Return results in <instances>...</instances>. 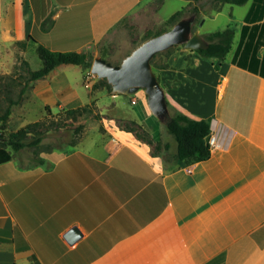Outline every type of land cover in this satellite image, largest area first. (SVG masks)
I'll return each mask as SVG.
<instances>
[{
    "label": "crops",
    "instance_id": "crops-1",
    "mask_svg": "<svg viewBox=\"0 0 264 264\" xmlns=\"http://www.w3.org/2000/svg\"><path fill=\"white\" fill-rule=\"evenodd\" d=\"M157 1L0 0V72H9L4 62L16 50L35 53L16 46L29 37L90 55L118 22ZM182 2L202 15L194 29L201 36L234 29L223 60L188 50L175 86L177 69L153 67L169 103L183 106L176 110L209 119L216 144L208 159L166 163L116 126L99 151L76 145L26 164L13 154L0 165V264H264V0H248L238 18L205 31L226 3ZM98 79L90 68L61 64L22 95L40 110L75 109L95 99ZM121 95L138 115H153L143 89L110 94ZM113 105L158 140L136 112ZM72 228L80 236L69 242Z\"/></svg>",
    "mask_w": 264,
    "mask_h": 264
},
{
    "label": "rangeland",
    "instance_id": "rangeland-1",
    "mask_svg": "<svg viewBox=\"0 0 264 264\" xmlns=\"http://www.w3.org/2000/svg\"><path fill=\"white\" fill-rule=\"evenodd\" d=\"M183 5L184 2L182 0H163L162 4L157 1L153 5L134 11L118 22L102 41L91 50V60H93V56H102L104 60L112 65L120 64L126 56L144 41L171 29L177 22L190 17H194L192 25V31H194L202 15L198 14L195 21V16L191 11V4L186 7L187 10L183 17L172 23L167 21V18L181 9ZM224 7V16L218 18V22H207L203 27V31L222 28L223 24L231 18L230 15L238 18L239 14L243 12L242 5L226 3ZM209 12V9H204L203 15L209 14ZM187 51L182 45H176L157 53L150 61L152 71L153 67L162 65L175 69L182 68L188 58ZM22 62H26L32 70L40 67V61L33 52L22 53L16 50L13 59L4 62V66L8 65L7 69L9 72H0V113L7 105L8 99L18 100L17 104L11 107V114L7 120L6 130H4L5 133L18 129L20 124L24 125L27 122L30 123L37 120L43 121L40 127L41 141L36 146L26 147L17 153H13L14 156H20L23 163H32L50 152L65 151L76 145L99 151L100 145L107 141L109 136L108 129L115 126L120 129L132 127L140 134V140L150 145L153 155L161 156L166 163L172 160L170 150L175 151L176 143L167 133L165 124L153 115L148 119L145 116L138 115V107L129 103L128 95L110 96L112 91L100 85L98 88L92 89L95 99L85 106V112L81 115L75 114L74 118L68 114L67 111L69 109L65 107L49 108V111H46L45 109L40 110L29 105L23 95H20V88L25 82L22 76L25 75L26 70V66ZM112 104H118L122 111L132 112L133 114L136 112L139 118L137 121L145 127H151L155 134L154 136L158 140H155L137 124H133L129 118L118 117L116 115L117 111L114 110V105L112 106ZM107 106L108 108H106ZM179 107L183 106L178 102L170 103L168 105V114ZM165 142L170 144V150L164 148Z\"/></svg>",
    "mask_w": 264,
    "mask_h": 264
},
{
    "label": "trees",
    "instance_id": "trees-1",
    "mask_svg": "<svg viewBox=\"0 0 264 264\" xmlns=\"http://www.w3.org/2000/svg\"><path fill=\"white\" fill-rule=\"evenodd\" d=\"M216 3H227L232 5H243L248 0H213ZM187 8L182 7L173 14H171L167 21L172 23L178 18L180 19L186 13ZM195 21L199 11L196 6L191 8ZM158 35V34H156ZM234 36V29L231 26H226L222 30L213 31L202 35L203 39L208 43V46L204 49L194 50L200 56L211 59L218 58L223 60L228 54L232 39ZM16 46L20 49H25L26 46H30L40 61V67L36 70H32L28 67L26 62H22L26 66L25 75L22 77L25 79L22 87L20 88V95H22L28 84L36 79L45 77L51 70L61 64H73L80 65L83 69L91 67L92 58L91 55L75 51H52L45 46L37 43L32 37H29L26 41L17 42ZM190 51V50H189ZM101 58H103L101 56ZM104 59V58H103ZM188 60V58H187ZM187 64V61L186 63ZM159 68H168L170 66H158ZM184 67V66H183ZM183 67L177 69V75L174 79L173 85L175 86L179 81V73L183 70ZM100 85L104 86L107 90H111V86L105 79H98L94 88H98ZM19 99V98H18ZM167 106L170 104L165 96ZM18 100H7V105L0 113V165L9 162L13 153H17L26 147L36 146L41 141L40 127L43 121L37 120L27 123L24 126L19 127L14 131L5 133L7 120L11 114V107L17 104ZM85 106L75 109H69L68 114L74 118L75 114L81 115L85 112ZM46 111H49V107H45ZM133 124L135 122L131 121ZM167 133L174 139L176 143L175 153L172 155V160L178 165H190L196 162L204 161L210 156V146L205 142V137L210 133L209 119H193L190 118L182 110H174L169 113L164 120ZM140 127V126H139ZM141 128V127H140ZM126 131L132 132L136 138L141 139L139 133H137L132 127L122 128ZM145 132V131H144ZM168 144H164V148L168 149Z\"/></svg>",
    "mask_w": 264,
    "mask_h": 264
},
{
    "label": "water",
    "instance_id": "water-1",
    "mask_svg": "<svg viewBox=\"0 0 264 264\" xmlns=\"http://www.w3.org/2000/svg\"><path fill=\"white\" fill-rule=\"evenodd\" d=\"M194 17L177 22L171 29L140 44L120 64L112 65L101 57L93 59L90 70L99 79H105L114 93L133 92L143 89L150 112L159 120L168 116L164 91L153 73L150 61L159 52L182 45L185 50H199L208 43L196 31H192ZM200 22L199 24H201ZM209 135L205 137L208 142ZM80 236L76 228L66 233L69 242Z\"/></svg>",
    "mask_w": 264,
    "mask_h": 264
},
{
    "label": "built area",
    "instance_id": "built-area-1",
    "mask_svg": "<svg viewBox=\"0 0 264 264\" xmlns=\"http://www.w3.org/2000/svg\"><path fill=\"white\" fill-rule=\"evenodd\" d=\"M88 77H90V75H88ZM89 82H90V78L86 79V82H85L86 86H88ZM207 143L209 144L210 147L216 144L214 138L211 137L210 135H209V139Z\"/></svg>",
    "mask_w": 264,
    "mask_h": 264
}]
</instances>
